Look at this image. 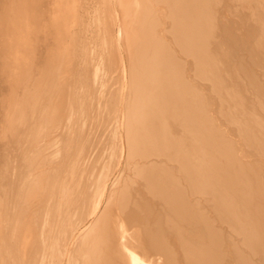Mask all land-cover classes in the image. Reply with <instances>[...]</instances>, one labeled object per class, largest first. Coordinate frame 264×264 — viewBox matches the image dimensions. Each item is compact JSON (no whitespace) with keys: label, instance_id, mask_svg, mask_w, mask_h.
I'll list each match as a JSON object with an SVG mask.
<instances>
[{"label":"bare ground","instance_id":"6f19581e","mask_svg":"<svg viewBox=\"0 0 264 264\" xmlns=\"http://www.w3.org/2000/svg\"><path fill=\"white\" fill-rule=\"evenodd\" d=\"M263 76L264 0H0V264H264Z\"/></svg>","mask_w":264,"mask_h":264},{"label":"rangeland","instance_id":"374dc122","mask_svg":"<svg viewBox=\"0 0 264 264\" xmlns=\"http://www.w3.org/2000/svg\"><path fill=\"white\" fill-rule=\"evenodd\" d=\"M91 5H92V6H91ZM91 5L88 7V9H89L88 12L90 11V12L93 13V14H92V13L89 12V13H90V16H91V17H90V20L93 21V19H94L95 22L93 21L94 23H93V22H92V23H93V25H95V23L97 24V19H96V17L98 18L99 10L96 9L97 7H95L93 4H91ZM231 5H232V7H233V5H234L233 9H235V10L232 11V10H233V9H231L232 7L230 8L229 5H228V6L225 5L226 7L230 8L229 11L226 10V12H225L226 15H230V16H234V15H235V19H236V21L239 20V22H240L241 24H244V25H245V23H247L246 21L249 20V17H248L247 15L245 16V15H243V14L241 13L242 11L239 10L240 8H239V9L237 8V7H239L238 4H237V7H236V3L231 4ZM231 5H230V6H231ZM225 6H224V7H225ZM93 7H94L95 9H93ZM226 7H225V8H226ZM90 8H91L92 11L90 10ZM228 8H227V9H228ZM236 9H237V10H236ZM96 10H97V11H96ZM227 11H228V12H227ZM231 11H232V12H231ZM94 12H95V14H94ZM230 12H231V13H230ZM227 13H228V14H227ZM234 13H235V14H234ZM97 14H98V15H97ZM238 14H239V15H238ZM93 15H94V16H93ZM236 16H239V17L237 18ZM92 17H94V18H92ZM247 17H248V18H247ZM247 19H248V20H247ZM92 23H91V24H92ZM95 26H96V28H97V25H95ZM91 27H94V26H91ZM96 28L94 27V28L90 29V31H91V30H92V31H93V30L96 31ZM97 30H98V28H97ZM94 31L91 32V33H89V35H90V39L93 38V37H96V33H97V31H96V33H95ZM93 33H95V35H94ZM93 35H94V36H93ZM92 36H93V37H92ZM93 39H94V38H93ZM93 42H95V40H94ZM96 44L98 45V42H97V41L95 42V45L93 44V46H95L93 49H94V50H95V49H98V50H95V53L97 54L98 51L100 50V48H97L98 46L96 47ZM223 47H224V46H223ZM223 47H222V48H219V50H220L219 52H223V49H224ZM93 49H92V50H93ZM221 49H222V50H221ZM226 49H227V48L225 47V50H224V51H227ZM94 50H93V51H94ZM100 52H101V51H100ZM96 54H95V56L99 55V54H97V55H96ZM216 55L218 56L219 54L217 53ZM218 57H219V56H218ZM229 61H230V60H229ZM223 63H224V62H223ZM234 63H235V62L232 63L233 66H235ZM117 68H118V67H117ZM117 68H116V71H118ZM234 68H235V67H233V69H234ZM113 70H114V69H113ZM113 70H112V71H113ZM234 71H235V70H234ZM101 72H102V73H101ZM101 72H99V73H101L100 75H102V74L104 75L103 71H101ZM228 72H229V71H228ZM230 72H231V71H230ZM110 73H111V72H110ZM114 73L117 74L115 71H114ZM231 73H232V72H231ZM233 73H234V72H233ZM238 73H239V72H238ZM236 74H237V73H236ZM113 75H114V74H113V72H112V76H113ZM118 75L120 76V74H118ZM238 75H241V76H242L243 73H242V74H240V73L237 74L236 77H237ZM112 76H111V74L109 75V77H112ZM114 76L116 77V75H114ZM119 76L116 77V80H118V79L120 78ZM228 76H231V74H229ZM232 76H233V75H232ZM241 76H240L239 79H237V78L235 77V75H234V77L237 79V82H236L237 84L234 83L233 86H232V84H227V85H228L229 87H233V88H234V86H235V85H238V83H240V84H244V83L246 82V81H245V82L243 83V81H244L245 79H244L243 81H242V80L240 81V79H242V77H244V75H243L242 77H241ZM234 77H232V79H234ZM238 77H239V76H238ZM245 77H246V76H245ZM263 77H264V76H263ZM246 78H247V77H246ZM98 79H99V78H98ZM108 79L110 80V78H108ZM108 79H107V80H108ZM221 79H222L223 81H227L226 79H224V77H221ZM109 80H108L107 82H109ZM246 80H247V79H246ZM233 81H235V79H234ZM116 82H117V83H116ZM119 82H120V81H119ZM119 82H118V81H115L116 84H114V81H112V85H111V82H110L109 86L112 87V86L114 85L112 88L117 87L116 90H117V92H118L119 89H120V88H119V85H118ZM226 83H227V82H226ZM119 84H120V83H119ZM246 84H247V82L244 84V86H243V85H242V86H243V88L247 86V87H246V89H247L249 86L246 85ZM107 85H108V84H107ZM245 85H246V86H245ZM238 86H239V85H238ZM250 89H251V91H250ZM244 90H245V88H244ZM252 90H253V87H251V88L249 87L248 90H247V93H251L250 96H252V97H250V98H251V99H254V98L256 97V98H258V99L260 100V97H261L260 95H261V94L259 93V90H257V89H255V90H253V91H252ZM97 91L99 92V90H97ZM102 91H103V92H102ZM127 91H128V90H127V88L125 87V91H124V93H125V94H124V101H125V99L127 98V97H126V96H127V93H126ZM245 91H246V90H245ZM249 91H250V92H249ZM254 91H255V92H254ZM98 92H97V93H98ZM100 92H102V97H101L102 102H103V101H106L108 93L105 91V89H102ZM256 92H257V94H258V93H259V94L257 95ZM104 93H106V94H104ZM103 95H104V96H103ZM254 96H255V97H254ZM257 96H258V97H257ZM125 97H126V98H125ZM209 98H210V96L208 97L207 101H209V100L211 99V98H210V99H209ZM103 99H105V100H103ZM212 99H213V98H212ZM212 99L210 100V102H207V101H206V102H207V103H210V104L212 103V105H213V102H214V101L212 102ZM117 104H118V102H117ZM119 105H120V104H118V105H116V106H119ZM207 105H209V104H207ZM212 105H211V108H212ZM220 105H221L222 107H218V106H217V107H216V113H218V111H220L218 108H221L223 111H227V109H228L227 106H225V107H226V108H225V107L223 106L222 103L219 104V106H220ZM120 106H121V105H120ZM118 108L120 109V107H118ZM209 108H210V105H209ZM224 108H225V109H224ZM116 109H117V107H116ZM119 109H118V110H119ZM217 109H218V110H217ZM93 112H94V111H93ZM95 115H96V116L94 117V118L96 119L95 127H94V128H93V127L90 128V130H89V134H88V131H87V133H86V135L88 134L87 137H88L89 139L91 138L90 136H92L91 134H93V133L95 132L97 126L99 125L97 122H100V121H99V120H100V117H99V119H98L97 114H95ZM117 117H118V116H117ZM119 117H120V116H119ZM119 117H118V119H119ZM123 118H124V111H123V113H122V117H121V119L123 120ZM118 119H117V120H118ZM101 120H102V119H101ZM119 120H120V119H119ZM119 120H118V121H119ZM118 121H117V123H118ZM97 124H98V125H97ZM218 124H219V123H218ZM218 124H217V125H218ZM96 125H97V126H96ZM219 125H220V124H219ZM219 125H218V126H219ZM93 129H95V130L93 131ZM107 129H108V128H107ZM91 130H92V131H91ZM90 132H91V133H90ZM106 132L108 133L109 131L106 130ZM88 138H87V139H88ZM89 139H88V140H89ZM100 139H101V138H100ZM102 140H103V139H102ZM91 141H92V139H91ZM91 141L89 140V142H88V141L86 140V142H85V147H86L87 149L89 148V150L91 149V145H89V144H91ZM104 141H105V136H104ZM104 141H103V142H104ZM87 142H88V143H87ZM86 143H87V144H86ZM86 145H87V146H86ZM104 154H105V155H103V156H104V157H107L106 153H104ZM101 156H102V155H101ZM103 156H102L101 158H103ZM99 158H100V157H99ZM101 158H100V159H101ZM100 159H99V161H100ZM104 159H105V161L107 160V158H103V160H104ZM101 161H102V159H101ZM124 161H125V160H124ZM124 161H123L122 166L119 168L118 171H115V170H114V172H113V170H112V171H109L110 173L112 172V174L115 173L114 175H112V174L110 175L108 171H107V172H103V171L101 172V170H100V172L102 173V174L99 176L100 179L102 178V179H101L100 186H102V184L106 181V182H107L106 184L108 185V193H109V191H111V189H112L111 187H113V189H117V188H116V185H117V187H119V186H118V180H119V177L121 178V176H122V179H123V177H124L123 175L129 173V168L126 166V164H125ZM123 170H124V171H123ZM121 173H122V174H121ZM99 174H100V173H99ZM105 174H106V178L108 179V177H109L110 180L107 181V179H106L105 176H104ZM107 174H109L112 178H113V176H114V178L112 179L109 175H108V177H107ZM102 175H103L104 177H103ZM101 176H102V177H101ZM115 176H116V180H117L116 182H115ZM117 177H118V178H117ZM103 178L105 179V181H104ZM122 179H121V182H122ZM113 180H114V181H113ZM112 181H113V182H112ZM119 182H120V180H119ZM121 182H120V183H121ZM120 183H119V185H120ZM114 184H115V185H114ZM103 185H104V184H103ZM110 186H111V187H110ZM114 187H115V188H114ZM184 187L186 188V185H184ZM109 189H110V190H109ZM66 194H67V193H66ZM65 196H67V197H64V198L68 199V198L71 196V194H67V195H65ZM68 196H69V197H68ZM72 198H73V197L71 196L68 200H64V204H65V201L69 203L70 200H71ZM194 198H195L196 200H197V199L201 200L202 197H198V196L190 197V195H189V196H188V199H189V201L191 200L190 203L192 202V204H195ZM205 200H208V199L205 198ZM209 201H210V200H209ZM68 203H67V204H68ZM161 203H162V202H161ZM161 203H160V205H161V207L163 208V205H164V204H163V203L161 204ZM200 205H203V206H200V208H199V205H197V206H195V209H196V210H202V211H203L204 213H206V214L208 213L207 215H209V218H210L211 215H210V213L208 212V208H209L208 204H207V203H206V204H205V203L203 204V201H202V202L200 203ZM67 206H70V203H69V205H67ZM67 206H66V207H67ZM69 208H70V207H69ZM205 208L207 209V211H206ZM210 208H211V207H210ZM204 210H205L206 212H205ZM161 216H162V214H161ZM207 217H208V216H207ZM158 218H160V217H158ZM82 224H83V223H82ZM184 225H185V224H184ZM187 225H188V223H186L185 226H187ZM77 227H78V228H77ZM79 227H80V228H79ZM68 228H69V231H68ZM72 228H73V229H72ZM75 228L77 229L76 231H78V232H76V231L74 230ZM82 228H83V227H82L81 224H80V226H76V227H74L73 225H72L71 227H66V230H65V227H64V228H63V231L60 232L61 235H62V234H63V235L61 236V235L59 234L62 238H60V236H58L57 233H56L55 235L58 237V240H59V239H60V240L58 241V240L56 239V238H57L56 236H55V239H54V240H55V242L57 241V242H59V243H61V244L59 245V243H58V245H57V244H56L57 242L55 243L54 240H53L52 245H51V247H50V251H52V253L48 252L49 256H48V254H47V255H46V254L43 255V259H42V260H44V261H42V263L45 262V263H43V264H47V263H48V264H52V263H54L55 260H57L56 258H62L61 260L63 261L64 258H65V256H64L65 253H64V250H63V246H65L64 248L68 249V256H70V255L73 256L74 259H73V258H72V259L75 261V259H76L78 256H77V254H76V251L73 252V249H74L73 246L76 245V244L78 243V239L80 240V238H81V233H79V232L82 230ZM78 229H79V230H78ZM64 230H65V231H64ZM70 230H71V231H70ZM73 230H74L76 233L73 232ZM57 232L59 233V231H57ZM67 232L70 233V234L68 235L69 237H68L66 234H64V233H67ZM78 234H79V235H78ZM65 235H66L67 237H65ZM70 235L73 236V238H72L73 241H72V242H71V239H69V241L66 240L67 238L72 237V236H70ZM74 235H75V236H74ZM76 236H78V237L76 238ZM64 238H65V239H64ZM74 238H75V239H74ZM61 239H62L63 242H61ZM63 239H64V240H63ZM64 241H65V242H69V243H66V244H69V245L66 246V244H65ZM76 242H77V243H76ZM53 243L55 244L54 247H53V245H54ZM62 243H63V244H62ZM71 243H72V245H71ZM45 244H46V245L48 244L47 247H49L50 242H49L48 240H46V241H45ZM62 245H63V246H62ZM56 246H57L58 249H60V248H62V249H60V251H58V249L56 248ZM58 246H59V247H58ZM61 246H62V247H61ZM71 247H73V248H71ZM51 248H53V249L51 250ZM69 248H70V250H69ZM55 249H56V252L58 251L57 253L54 251ZM61 250H62V253H61ZM53 252H55V253L53 254ZM72 252H73V253H72ZM69 253H70V254H69ZM51 254H52V255H55V254H56V255H58V256H56V257L54 256V257H55V258H54ZM72 254H73V255H72ZM62 255H63V256H62ZM44 256H45V257H44ZM46 256H47V257H46ZM50 256H51V257H50ZM59 256H60V257H59ZM74 256H77V257L75 258ZM149 257H150V255L146 258V260H147V259H150V261L152 262V261L154 260V258H155L156 260H154V262H152V263H154V264H155V263H157V264H158V263L161 264L160 262H162V264H163L162 258H157L158 256H154V257L151 256L152 258H151V257L149 258ZM45 258L48 259V260L45 261ZM51 258H52L53 261L50 260ZM78 258H80V257H78ZM54 259H55V260H54ZM157 259H158V261H157ZM159 259H160V261H159ZM61 260H57V261H56L57 263L55 262L54 264H59L60 262L62 263ZM73 260H72V261H73ZM78 260L80 261V259H76V261H75L76 264L80 263ZM48 261H49V262H48ZM50 261H51V262H50ZM72 261L70 262V264L72 263ZM148 261H149V260H148ZM150 261H149V262H150ZM155 261H156V262H155ZM77 262H78V263H77ZM139 262H140V261H139ZM151 262H150V264H151ZM61 263H60V264H61ZM75 263L73 262V264H75ZM62 264H65V260L63 261ZM124 264H125V262H124Z\"/></svg>","mask_w":264,"mask_h":264}]
</instances>
